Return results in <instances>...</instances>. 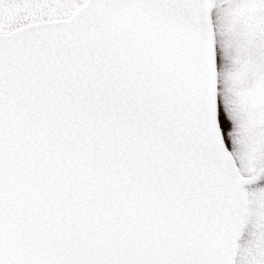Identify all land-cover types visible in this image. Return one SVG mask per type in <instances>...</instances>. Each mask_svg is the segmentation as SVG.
I'll list each match as a JSON object with an SVG mask.
<instances>
[{
  "label": "snow or ice",
  "instance_id": "6c2138e0",
  "mask_svg": "<svg viewBox=\"0 0 264 264\" xmlns=\"http://www.w3.org/2000/svg\"><path fill=\"white\" fill-rule=\"evenodd\" d=\"M0 264H264V0H0Z\"/></svg>",
  "mask_w": 264,
  "mask_h": 264
}]
</instances>
